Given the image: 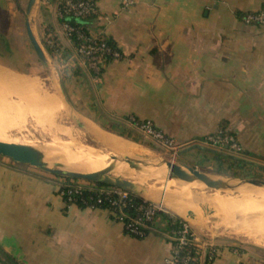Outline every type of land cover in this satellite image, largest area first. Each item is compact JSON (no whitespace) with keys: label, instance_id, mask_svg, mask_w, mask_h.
<instances>
[{"label":"crops","instance_id":"obj_1","mask_svg":"<svg viewBox=\"0 0 264 264\" xmlns=\"http://www.w3.org/2000/svg\"><path fill=\"white\" fill-rule=\"evenodd\" d=\"M57 1L36 0L28 12L29 0H0V99L5 112L10 115L11 109L17 116L20 111L22 90L12 77L25 73L18 65L24 60L25 33L31 42L29 23L39 43L53 35L69 59L60 83L80 116L77 120L96 126L110 115L142 114L181 141L202 139L224 127L237 137L241 156L194 143L182 152L185 160L201 152L220 175L264 172V23L244 21L247 13L264 10V0H134L129 8H122L120 0H97L98 14L88 28L112 38L121 53L98 75L74 57ZM24 9L34 15L31 23ZM44 54L46 60L58 58L46 49ZM41 170L0 155L2 254L19 264H164L171 240L163 224L158 222L144 238L130 235L106 208L67 205L57 182ZM177 180L169 178L167 184ZM167 187L156 194L142 188L140 196L189 220L202 243L214 244L217 252L210 264H264V246L242 245L211 230L214 216L236 224L237 212L225 215V207L203 204L189 211L188 202L182 207L166 196L180 197ZM192 193L183 195L186 201L204 199Z\"/></svg>","mask_w":264,"mask_h":264},{"label":"rangeland","instance_id":"obj_2","mask_svg":"<svg viewBox=\"0 0 264 264\" xmlns=\"http://www.w3.org/2000/svg\"><path fill=\"white\" fill-rule=\"evenodd\" d=\"M23 12L28 16V20L31 23L33 21L34 15L32 17L31 13L27 14L25 9L23 10ZM25 41V47L20 52L24 60L18 66H20L24 70V77H29L35 80L36 87L39 91L37 93L38 97L35 98L32 94L27 92L22 93L21 105L18 107L20 110L19 114H17V116L11 114L12 112L10 109V115L5 118L0 117V120L2 121L0 122V126L4 127L5 130L3 132H0V138L7 139L18 144L34 146L43 151L45 155L49 157L50 161L54 160L53 164L51 165L52 167H56L55 164H61L62 161L64 163L63 168L68 170H72L67 165L70 159L77 163L80 162V158L84 156L96 159L88 155V153H101L108 157L115 156L117 159L116 161L118 163L124 164V167H120L117 170L111 171L110 174L121 177L123 179L131 180L138 186L139 189L148 188L151 193L156 194L158 193L157 191L159 189V193H162L164 188L168 185L167 188H174V192L176 193V195L179 194V196L187 194L188 191H193L192 195L201 194L204 196V199H207V195H220L223 196V198H226V196L227 198H237L236 201L239 199L243 201H246L248 199V201L251 202L252 200H255L253 202H258L259 204L264 205V198H260L261 194H259V196L257 195V192H264V186L258 187L245 182L248 179L264 180V172L245 173V171H238L239 173H237V175H234L235 172L234 170H232L230 171V176L220 175L214 170L217 166H213L211 163H209L208 165L205 161L206 154L201 152H199L197 156L186 157L188 159L185 160V155L183 154L184 149H188L191 144L194 143H198L208 148L226 151L227 153L233 155L241 156L240 152L237 153L225 148L221 149L203 141L204 137L213 135L220 129L216 132L207 134L202 139L195 138L185 139L182 141L181 139L170 136L167 132L161 129L173 141L172 146L165 147L161 145L158 140H155L152 137L146 135L141 129L132 124L130 119L134 117L141 121L150 120L156 125V123L152 119L144 118L142 114H128L126 117L110 115L111 117L107 119L104 118L101 121H98V123H96V126L89 122L77 120L80 116L75 114L76 111L74 107L70 106L65 96H63L61 90L60 80L63 79L61 72L67 71L66 67H69V64L68 66H66L68 62H66V60L69 59L63 55L65 54V52L61 50V53L58 54V57L62 55L61 59H55L48 56V60H46L48 62L42 63L40 60H38L37 54L35 53L31 42H29V38L26 33ZM40 44L42 45V48H44L41 41ZM0 94L2 95L1 87ZM49 101L51 102V104H49ZM154 109L159 108L158 106H155ZM98 129H102L106 132L112 133L118 137H122L136 144L138 146V153L140 157L138 156L129 159L121 157L119 154L115 153L113 149H110L98 139L96 135V130ZM93 146H97L99 149L94 148ZM168 160L173 162L187 161L188 165L194 166L204 172H207L214 179L226 181L233 187L228 189L215 190L208 188L206 185L198 186L195 184V182L197 183L200 181L187 183V181L185 180H177L174 185L167 184L169 179L168 174L166 173L167 168L164 163L162 164L160 162H165ZM132 166H138L139 170L131 168ZM159 166L163 168V171ZM151 168H154V170H152ZM157 169H160L161 172H157ZM41 171L49 177H52L57 182L58 187L60 188L61 183L64 181L62 177L46 170ZM157 175H162L163 180H158ZM74 180L75 182L88 181L85 179ZM141 184L144 185L142 186ZM169 192L173 193V190L171 189V191ZM241 192H247L249 196L241 195ZM166 196L174 202H179L181 198H173L175 197L174 194L170 196V194L168 193L166 194ZM197 206L200 207L199 205ZM203 207L212 208L213 205H206ZM193 208L195 209L196 205H194ZM228 209V207L224 208L225 215H233V212H237L240 220L236 223V226L233 227L235 223L228 224L225 221H218V218L214 216L212 219L215 218V220H211L210 224L211 230L213 231V233H215L214 235L216 236V234L218 235L221 233V235L234 239L242 245L264 246V232L263 234H258V232L260 231L259 229H261L259 227V223H257L258 215L254 217L249 209L245 210L246 212L244 211L246 214L244 212L241 213V209ZM198 210L199 209H197V211ZM245 217L246 221H244ZM242 222H244L245 224H243ZM250 235H252L253 237L250 238ZM197 237L199 238L200 242H204L198 235ZM202 239L206 240L204 238Z\"/></svg>","mask_w":264,"mask_h":264},{"label":"built area","instance_id":"obj_3","mask_svg":"<svg viewBox=\"0 0 264 264\" xmlns=\"http://www.w3.org/2000/svg\"><path fill=\"white\" fill-rule=\"evenodd\" d=\"M122 8L133 6L134 0H120ZM72 14L76 17L98 14L97 1L92 0H58L57 15L61 20L63 33L74 47V57L86 66L91 72L98 75L102 71L104 56L114 59L121 58L118 49L112 47L105 41L103 34L86 31L82 26H77L64 20L66 15ZM248 24H263L264 10L250 12L244 16ZM47 39L52 44V39ZM132 124L141 129L146 135L158 140L165 147L172 146L173 141L152 121H141L137 118L130 119ZM203 141L221 149L241 152V145L235 135L226 133L220 129L217 133L204 137ZM59 193L67 205L77 204V196H81V202L89 208H106L120 221L125 231L133 236L144 238L146 230L152 229L157 221L159 211L171 214L162 205L145 199L147 203L138 207L136 216L127 215L123 210L130 206L131 191L114 186H99L93 181L70 182L63 181ZM86 193V196H83ZM169 234V233H168ZM171 250L164 260V264H204L206 258L215 257L216 249L212 243H202L194 232L189 220L182 219L179 227L171 230L169 234ZM207 253V257L205 254ZM0 264H7L0 261Z\"/></svg>","mask_w":264,"mask_h":264},{"label":"bare ground","instance_id":"obj_4","mask_svg":"<svg viewBox=\"0 0 264 264\" xmlns=\"http://www.w3.org/2000/svg\"><path fill=\"white\" fill-rule=\"evenodd\" d=\"M10 78H9V80H10ZM12 78H13V81L15 83V86L17 87V89H21L22 93L23 92H27V93L32 94L35 98L38 97L37 93L39 91H38V88L36 87V82H35L34 79L29 78V77H24V76H21V77L17 76V77H12ZM49 104H51L50 101H49ZM2 105H3V103H2V100L0 99V117H4L5 118V117H7L9 115V112H5V108ZM96 131H97L96 135H97L98 139L100 141H102L104 144H106L107 147H109L110 149H113V151L121 153L124 156L125 155H127V156L129 155V156H132L133 158L134 157H138V156L140 157V155L138 153V146L136 144H134V143L122 138V137H118L116 135H113V134H110V133H107V132H104V131H99V130H96ZM0 140L1 141H5V142L14 143V142H12L10 140L3 139V138H0ZM88 155H90L91 157H94L96 159L84 156V157L80 158L81 161L78 162V163L75 162V161H72L70 159L67 165L72 170H68V169L63 168L64 167V163L61 161V165L59 166V168L60 169H64V170H68V171H77V172H85V173L94 172V171H103V172L110 173V171H109L110 169L112 171H114V170L119 169L120 167H124V164L118 163L116 161L117 159H116L115 156H110V158H109L108 156H106L104 154H101V153H88ZM45 156H46L45 157L46 158V162L51 166L53 164L54 160L50 161L49 157L47 155H45ZM125 158L127 159V157H125ZM160 163L163 164V162H160ZM159 167L162 168L161 166H159ZM152 170H154V168ZM156 171L157 172L158 171L161 172L160 169H157ZM162 171H163V168H162ZM157 178H158V180H163V176L162 175H157ZM187 183H192V182L191 181H187ZM195 184L198 185V186L205 185L204 183H200V182H197V183L195 182ZM240 194L249 196L247 194V192H241ZM259 194H261L260 198H264V192H257L258 196H259ZM207 196H208L207 200L206 199H199V200L196 199V200H194V199L191 198V199H188V201H186V199L183 196H180V197H183V198L182 199L180 198V201L177 202V203H179L181 205L184 202H188L187 204L190 207L188 205H186V207L187 206L189 207V208L187 207L189 211H192L194 209L193 208L194 205H196V204L197 205H202L203 204V206H206V205H218V206H221V207H228L229 209L231 208L230 210H232L233 208H237L238 210L241 209V213H243L245 210L249 209V211H251V213H252V215H254V217H256L258 215L257 223H259V227L261 229H259L260 231L259 232L257 231V232H258V234H263V232H264L263 231L264 230V226H263L264 225V223H263L264 222V205L259 204L258 202H253L255 200H252V202H251V201H248V199H247L246 201H248V202H246V201H243V200H240V199L236 201L237 198H234V197L233 198H231V197L227 198V196H226V198H227L226 199V198H223V196H220V195H212V196L207 195ZM158 200L162 201V199H158ZM197 205H196V207H198ZM191 206H193V207H191ZM182 207H184V206H182ZM218 208H220V207H218ZM188 210H184V211L182 210L181 211V209H177L176 211L181 213L182 215H185V217H186V216L190 215V212ZM241 213H239V214H241ZM243 216H244V214H243ZM244 221H246V217H245ZM260 222H262V223H260ZM242 223L245 224L244 222H242ZM234 226H236V224H234L233 227ZM253 234H254V232H253ZM249 237L252 238L253 236L250 235Z\"/></svg>","mask_w":264,"mask_h":264},{"label":"water","instance_id":"obj_5","mask_svg":"<svg viewBox=\"0 0 264 264\" xmlns=\"http://www.w3.org/2000/svg\"><path fill=\"white\" fill-rule=\"evenodd\" d=\"M35 1L36 0H29L28 12L31 11ZM27 27H28V34L31 43L38 57L43 61H46L44 51L40 43L34 36L29 23ZM93 147L96 148L95 146ZM0 155L9 157L19 163L29 164L39 169L49 171L56 175L70 176L76 179H85L93 182H98L101 184H106L108 186H114L125 190H129L138 195H141V189H139L138 186L133 181L111 175L110 173L107 172L94 171V172L85 173V172H77V171H68V170L60 169L59 168V166L61 165L60 163H56L55 164L56 167H52L46 162L45 153L40 149L31 145L10 143L0 140ZM163 163L166 165L167 174L169 178H175V179L191 181V182L200 181L204 183L208 188L215 190L228 189L233 187L228 182L220 179H214L207 172H204L194 166H190L188 164H179L178 162H173L170 160L165 161ZM131 168H135L139 170L138 166H132ZM245 182H248L258 187L264 186V180H260V179H248Z\"/></svg>","mask_w":264,"mask_h":264},{"label":"trees","instance_id":"obj_6","mask_svg":"<svg viewBox=\"0 0 264 264\" xmlns=\"http://www.w3.org/2000/svg\"><path fill=\"white\" fill-rule=\"evenodd\" d=\"M92 1H97V0H92ZM96 17V15H90V16H83V17H76L72 14H69V15H66L64 17V20L68 21L69 23L73 24V25H77V26H82L86 31H89V25L90 23L94 20V18ZM51 39H52V44H49L47 42V40H45L43 42L44 44V47L46 49V51L48 52L49 55L51 56H57L58 57V54L59 51L61 50V45L60 43L58 42L57 38L54 37L53 35L50 36ZM105 41H107L108 44H110L112 47L118 49L115 41L112 39V38H109L105 35H103ZM119 50V49H118ZM64 55V54H63ZM66 56V55H64ZM58 58H62V55ZM114 58L111 57V56H104L103 57V61H102V71L104 70V66L107 65L108 63H110ZM73 74L75 76L79 75L80 74V71L77 70V68H74L73 69ZM100 74V73H99ZM69 76V75H68ZM64 78H67V74H64ZM222 130H224V132L226 133H230V134H233L232 132L228 131V130H225L224 127H221ZM234 135V134H233ZM57 176H60L63 178V180L65 182H70L71 180H74L76 178H73V177H70V176H62V175H57ZM64 182L61 183V186L63 185ZM97 185L99 186H108L106 184H101V183H98V182H95ZM83 196H86V193H84ZM81 196H77V205H79L80 207H85V205L81 202ZM147 203L145 201V199L134 193V192H131V202H130V206L126 207L123 211L127 214V215H130V216H136L138 214V207L142 204H145ZM157 217V221L154 222V226L159 222L160 224H163L165 230L167 233H171V230L173 229H176L179 227V223L181 221V218L179 216H170L169 213H166V212H161L159 211L156 215ZM153 226V227H154ZM151 229H147L146 232L147 234L149 233ZM136 237V236H135ZM139 238V237H138ZM0 261L2 262H6L7 264H19L18 262H16L11 256H9L8 254H2L0 252ZM209 258L207 257L206 261L204 264H210L209 262Z\"/></svg>","mask_w":264,"mask_h":264}]
</instances>
